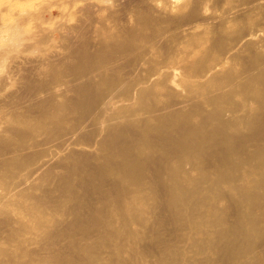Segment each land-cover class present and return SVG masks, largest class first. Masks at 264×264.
<instances>
[{"label": "bare ground", "instance_id": "bare-ground-1", "mask_svg": "<svg viewBox=\"0 0 264 264\" xmlns=\"http://www.w3.org/2000/svg\"><path fill=\"white\" fill-rule=\"evenodd\" d=\"M147 19L140 14L127 37L116 34L115 44L108 45L103 38L92 54L72 53L70 72L83 76L97 71L96 87L77 80L65 82L61 70L53 73L49 67L51 86L66 83L76 96L55 104V114L44 120L45 140L54 137L56 148L41 156L67 159L65 168L78 177L79 186L97 188L102 200L92 203L86 213L89 194H76L66 181L55 207L72 217L65 233L79 230L92 240L73 243L82 246L83 257L53 253L39 256L38 261L110 264L104 260L108 258L111 264H264V54L254 41L244 40L260 29L251 26L242 32L234 25L236 34L227 36L228 43L212 36L206 42L183 23L180 33L170 38V52L163 54L155 45L158 33L145 32L150 25ZM232 31L223 30L226 35ZM239 42L251 52L249 62L239 59ZM121 54L124 62L109 72ZM228 60L232 62L225 64ZM178 87L181 91L176 92ZM184 100L187 108L176 106ZM160 106L165 111L160 112ZM70 112L82 115L68 130L63 122ZM82 112L94 113L100 129L83 133L78 125L84 121ZM125 131L132 137L128 144L120 138ZM9 143L14 151L25 146ZM93 145L111 157L100 153L105 159L92 170L87 159L95 152L90 149ZM4 160L8 168L12 159ZM29 161L27 157L13 160L6 175L19 178L17 171ZM22 179L18 182L24 185ZM47 183L52 185L53 180ZM15 189L26 191L24 186L14 187L0 198L16 197ZM30 202L29 208L41 216L36 224L43 227L50 216L43 205L47 200ZM113 210L120 217L117 224ZM148 220L151 230L147 225L143 230L137 227ZM24 224L19 229H25ZM205 226L214 235L199 238ZM126 250L129 253L124 255ZM12 260L0 244V264H13Z\"/></svg>", "mask_w": 264, "mask_h": 264}, {"label": "rangeland", "instance_id": "rangeland-1", "mask_svg": "<svg viewBox=\"0 0 264 264\" xmlns=\"http://www.w3.org/2000/svg\"><path fill=\"white\" fill-rule=\"evenodd\" d=\"M140 14L146 15L149 20L150 25L145 28V32L150 35L158 33L155 45L163 54L170 52V38L180 33L183 23L190 26L192 31L200 33L206 42L210 36L215 38L213 40L227 42V36L236 34L232 31L234 25L242 32L253 26L260 30L246 34L244 40L254 41L264 54V0H0V196L9 189L12 191L14 187L26 188L24 193L15 189L16 197L0 198V211H3L0 214V244L6 248V256L13 259V264H41L39 256H51L53 253L66 255L71 252L84 256L82 246L80 250L73 243L90 244L92 239L86 238L88 236L79 230L77 234L65 233L69 230L67 227L72 217L64 211L55 210L56 200L59 202L62 198V185L69 180L76 194H89L90 200L86 206L88 214L92 203L102 200V194L90 184L86 188L80 187L78 177L65 168L69 163L67 159H58L52 154L41 156L56 148L54 137L45 140L46 127H42L44 120L55 114V104L71 101L76 96L72 89L65 86L66 83L51 86L53 77L50 70L53 73L61 70L65 82L77 80L96 87L97 71L83 76L70 72L69 68L74 61L72 53L92 54L103 38L107 39L108 45L115 44L116 34L121 33L127 37L138 24ZM104 28L107 31H102ZM224 29L232 32L226 35ZM237 46L239 59L249 62L251 52L242 48L240 42ZM123 62L122 54L116 56L111 67L113 69L108 71L114 72ZM231 62L228 60L225 64ZM173 85L177 86L175 83ZM175 91L181 89L178 87ZM187 102L179 101L176 106L187 108ZM159 111L165 109L160 106ZM82 113L85 114L84 121L78 125L82 127L83 133L94 128L100 129V125L93 121L96 116L94 113ZM67 115L70 117L63 123L71 130V125L77 124L78 116L82 114L70 112ZM102 132L106 135V131ZM120 138L128 144L132 139L131 133L122 132ZM12 140L24 143L25 146L18 145L19 148L14 151L15 147L9 143ZM90 149L95 151L87 159L92 170L103 163L105 158L111 157L96 145ZM62 154L60 152L59 155ZM23 157L30 161L26 167L16 170L20 172L19 178H23L24 185H21L19 178L6 174L9 173L10 163L11 169L14 166L13 160L20 161ZM4 159H12L8 162V168L5 167L7 161ZM111 176L110 179H113ZM48 179L53 180L52 185L47 183ZM30 196L34 197L30 199ZM42 199L47 200L43 205L50 216L45 225L39 227L36 221L41 216L30 209V201ZM18 202L23 207L18 206ZM112 216L115 224L120 222L115 211ZM21 223H25V229H19ZM149 223L137 227L143 230L147 225L151 230ZM34 226L38 228L32 231ZM219 228L215 226L214 230ZM205 229L206 232L198 233L199 238L214 235L208 227L205 226ZM108 248L113 251L114 245ZM128 253L126 250L123 254ZM107 254L105 252L102 256ZM104 260L112 263L108 258Z\"/></svg>", "mask_w": 264, "mask_h": 264}]
</instances>
